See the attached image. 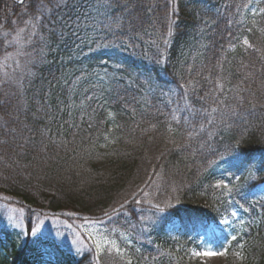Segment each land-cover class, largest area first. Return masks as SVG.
<instances>
[{"label": "trees", "instance_id": "trees-1", "mask_svg": "<svg viewBox=\"0 0 264 264\" xmlns=\"http://www.w3.org/2000/svg\"><path fill=\"white\" fill-rule=\"evenodd\" d=\"M20 1L0 0V193L127 232L131 264H204L191 232L227 164L237 203L264 182V0ZM245 229L226 264H264V218ZM2 236L0 264H32ZM47 240L59 264H128Z\"/></svg>", "mask_w": 264, "mask_h": 264}, {"label": "rangeland", "instance_id": "rangeland-1", "mask_svg": "<svg viewBox=\"0 0 264 264\" xmlns=\"http://www.w3.org/2000/svg\"><path fill=\"white\" fill-rule=\"evenodd\" d=\"M17 73V68L9 70L10 76ZM227 165L225 181L218 187L223 194L217 199L219 202L216 204L219 211L217 218L210 217V221H204L191 232L194 242L187 256L190 259L199 258L204 264H226L228 252L223 246L232 244L248 225L254 227L260 221L263 222L264 218V213L259 209L260 203H264V182L258 184L249 195L239 193L242 204L237 203L232 191L242 184V180L247 179L248 172L237 165ZM203 207L207 208L206 205ZM25 212L18 198L0 193V228L12 233L9 241L22 250L32 264H59L62 261L57 251L51 247L52 244L47 242L48 237L58 241L60 251L67 250L65 254L70 252L74 259L86 253H92L94 256L114 253L120 261L131 264L130 248L134 243L127 232L110 229L101 221L62 215L35 214L28 219ZM167 231L173 237L181 235L175 222L167 226ZM1 240L3 245L0 247V259L5 257L9 260L10 257L3 250V247L8 246V239L2 236ZM97 243L100 244L99 251L96 248ZM235 257L239 262L240 255Z\"/></svg>", "mask_w": 264, "mask_h": 264}, {"label": "snow or ice", "instance_id": "snow-or-ice-1", "mask_svg": "<svg viewBox=\"0 0 264 264\" xmlns=\"http://www.w3.org/2000/svg\"><path fill=\"white\" fill-rule=\"evenodd\" d=\"M247 43V42H246ZM96 248H97V251H99V249H100V244L99 243H97L96 244ZM210 254V253H209Z\"/></svg>", "mask_w": 264, "mask_h": 264}, {"label": "water", "instance_id": "water-1", "mask_svg": "<svg viewBox=\"0 0 264 264\" xmlns=\"http://www.w3.org/2000/svg\"><path fill=\"white\" fill-rule=\"evenodd\" d=\"M23 1V0H22Z\"/></svg>", "mask_w": 264, "mask_h": 264}]
</instances>
